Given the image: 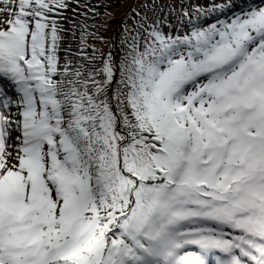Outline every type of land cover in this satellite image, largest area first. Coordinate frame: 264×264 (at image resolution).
Returning a JSON list of instances; mask_svg holds the SVG:
<instances>
[{"label":"rangeland","instance_id":"obj_1","mask_svg":"<svg viewBox=\"0 0 264 264\" xmlns=\"http://www.w3.org/2000/svg\"><path fill=\"white\" fill-rule=\"evenodd\" d=\"M60 1L0 0V264L111 263L117 251L112 245L122 235L110 229L126 224L119 215L129 206L135 227L158 243L190 195L200 190L215 197L218 190L226 193V186L232 188L230 199L245 200L244 218L264 235V195L254 197L264 189L255 186L254 198L246 196L242 177L248 168L238 167L245 160L252 169L264 165V141L242 138L264 139V35H254L264 28V0H250L243 10L228 6L219 23L196 26L175 20L166 8L210 10L216 0H107L112 8L104 15L98 9L106 5L96 1L87 20L76 17L78 1L75 11L74 0ZM115 15L111 34L107 20ZM81 34L90 38L88 51L100 57L102 78L107 83L105 76L115 77L110 94L121 115V123L104 125L94 155L99 160L87 161L88 169L79 166L81 138L75 144L66 133L57 138L48 131L68 119L53 124L42 119L45 114L20 95L19 85L20 79L36 78L41 85L26 87H40L37 95L63 89L53 77L59 70L52 62L58 66L66 51L75 56L85 46L77 40ZM74 36L59 48L58 39ZM223 64L221 74H201L204 67ZM119 128L127 135L118 134ZM241 129L246 130L241 134ZM221 155L226 167L218 165ZM132 184L133 197L124 192ZM256 184L264 188V174ZM246 231L225 228L219 236L238 234L234 251L247 244L243 253L259 254L249 251L255 239L246 240ZM170 234V243L180 241L181 231ZM183 248L178 254L187 258L191 248ZM161 251L157 244L152 255ZM231 257L226 263L208 261L233 264Z\"/></svg>","mask_w":264,"mask_h":264},{"label":"trees","instance_id":"obj_2","mask_svg":"<svg viewBox=\"0 0 264 264\" xmlns=\"http://www.w3.org/2000/svg\"><path fill=\"white\" fill-rule=\"evenodd\" d=\"M96 1L98 2V4L104 3L106 5L105 7H100V8L98 7L99 8L98 11H101V14L104 15V12L106 10L108 9L111 10L112 8L111 6H110L111 8L107 7V0H76V1L74 0L72 1L73 3L71 2L74 9L73 11H75L76 2L80 7L78 11H75L76 17L80 18V20H87V18H91L92 10L90 9V5L95 6L94 3ZM248 1L250 0H231L230 2H225V1L217 2L216 0V3H214V6L210 8V10L200 7L195 11L187 10V9L183 11V10H179L178 6L171 5L168 8H166L167 9L166 11L172 13L175 20L182 21L192 26L201 25L204 23L208 24L209 21H215L214 23L217 24L221 20L220 18L221 15L224 14L225 11H227L228 6H230L231 9L235 8L236 10H243L245 9ZM57 2L61 5L60 0H57ZM85 8L89 10L87 11ZM113 9H115V7H113ZM97 12L95 13L94 16L98 18V15H96L98 14ZM118 15L120 16V14ZM118 15H115V17H112L110 20H107L110 21L111 24V27L107 29V32L111 31L112 34L114 23L119 18ZM128 15L129 14H126V16ZM214 23L210 25L213 26ZM64 30L69 31V25H67V28H64ZM85 35L86 34L84 35L81 34L77 38L79 42L85 43V46L83 48L80 47L75 56L72 54V52L66 51L64 54L65 58L62 53L60 57L62 62L58 66H56L52 62L53 68H58L57 70H59L57 75L54 74L53 77L56 78V80L58 81V85L63 84L65 86L63 87V89L54 90L51 88L48 89V91H46L45 94L37 95L40 92H42L40 87H37L38 89L36 87L35 88L26 87V85L31 82L32 84L35 83L36 85H41L42 82L39 79L34 80L36 78H34L32 81L31 80L28 81L27 83L24 82L26 83L25 85H23L24 84L23 82L19 83V85L20 87L22 86L23 89L22 91L20 90V95L25 96V98L28 99V101H33L37 109L41 111V113L45 114L42 116L43 117L42 119H44L47 122L49 121L52 124L54 122H59V123L62 121L64 122L65 120L68 119L67 120L68 122H65V125L63 127L59 128V126H55L52 129L49 128L50 130L48 131H52L53 132L52 135H55L57 138H59L62 134L65 135L66 133L69 139L75 141V144H78L81 138L83 143H81L82 146H81L80 154L82 153V157L80 159L83 160H81L80 162L81 165L79 166L86 165V168L88 169L90 165L89 163H87V161H92L94 160V158L96 161L99 160V156L94 157V155L98 149L96 145L100 140V138L102 137V133L105 130L104 125L106 123L107 124L110 123L112 126H114L116 124V121H119V123H121V115L119 114L120 110H118V108L114 104L113 95L110 94L112 89L114 90L116 87V85L115 86L113 85L114 84L113 81L115 77L114 75L112 77L105 76L107 78V83L102 78L104 76H102L101 74L104 75V72L101 69V65L99 63L100 57L97 54L96 55L91 54V52L88 51L87 44L89 43L90 38L89 37L86 38ZM254 35L256 36V38L264 35V28L263 29L257 28ZM75 39H76L75 36L66 42H64V39L63 40L58 39L59 48L63 49L64 44H67L69 41L71 42L72 40ZM242 48L244 49V47ZM238 50L241 51L242 49L238 47ZM55 54L56 53L53 52L50 55L52 56V58H54ZM72 56H74V58H72ZM237 56L238 54L233 56L232 57L233 59H231L232 62L229 63L227 66H229L230 64L233 65ZM225 67H226L225 64H223V66L216 65L213 68L204 67L203 71H201V74H206L207 76L210 75L214 77L215 75L223 73ZM108 81H109V86L107 85ZM67 92H69V94H67V96L62 97V95ZM33 97H37V100H34ZM66 116L69 118H62ZM110 117L112 119H110ZM123 130L124 129L119 128V130L118 131L116 130V132H118V134L121 135L122 134L127 135L126 133L123 132ZM244 136L245 137L242 138L246 140L247 138L252 139L253 141L257 140L258 141L257 143H259V141H264V139L252 138L249 135H244ZM254 144L255 143H253V145ZM79 157L76 156L77 160H80ZM57 162L59 161L57 160ZM238 166H240L241 169L243 168V165H238ZM261 171L264 173L263 166L261 167ZM135 180L139 182V179L136 178ZM135 180L133 181L135 182ZM84 181L86 182L85 179ZM135 187L136 186L132 184L130 190L124 189V192L125 193L130 192L131 196L133 197ZM218 192H220L219 194L224 196L223 195V193H225L224 191L221 192V190H218ZM228 194L224 198H227ZM214 199H217V197H215ZM226 201H229V199H227ZM226 207L227 206L224 204V202L213 203L210 199L205 204L203 215H205V217L211 215L209 216V219L214 220L212 216L217 215L218 212L213 214L210 213L218 210L221 214L219 216L222 217ZM184 209L186 208H183V210ZM124 216L126 217L127 222L125 225L118 226L117 228L122 233V239L113 246L117 250L116 252H114L115 258L113 259V262L117 261L116 264H142L144 262H147L149 257H147L145 249L152 250V248L156 247V244L158 243L154 240H151L150 234L144 233L141 227L139 228L135 227V224L133 223L132 220L131 208H129V210L123 213L120 217H124ZM219 219L220 221L219 220L217 221L221 223V218ZM193 222L194 220H192L190 216H188L185 221L177 222L175 224L176 230L174 231V233L183 230L186 231L189 229L192 230L195 227ZM224 227H225L224 223L220 224V229ZM146 228L148 229V226H146ZM196 230L197 228L192 231L196 232V235H198ZM188 245L190 244L188 243ZM84 252L83 254H85Z\"/></svg>","mask_w":264,"mask_h":264}]
</instances>
